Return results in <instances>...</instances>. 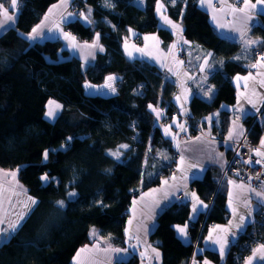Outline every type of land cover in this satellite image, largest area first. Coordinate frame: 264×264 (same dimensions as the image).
<instances>
[{
  "label": "trees",
  "instance_id": "16d2710c",
  "mask_svg": "<svg viewBox=\"0 0 264 264\" xmlns=\"http://www.w3.org/2000/svg\"><path fill=\"white\" fill-rule=\"evenodd\" d=\"M59 1L18 0L15 27L0 34V169L17 171L28 196L38 203L0 246V264H73L77 251L91 243L95 228L111 245L125 247L132 201L170 176L178 158L173 142L155 126L149 109V105L160 107L166 111L164 123L171 122L178 115L173 103L176 83L154 64L127 60L122 49L130 31L157 34L165 48L173 42V34L159 24L157 0H143L142 7L137 0H108L111 6L105 0H75L77 19L67 28L79 41L92 42L99 34L105 48L86 67L75 57L66 63H50L44 46L25 37ZM159 2L169 18L181 24L187 41L212 54L215 68L209 81L216 95L210 102L192 99L186 138L203 134L208 127L206 118L218 112L211 132L223 142L233 119L223 106L236 104L233 79L249 71L239 59L242 45L216 31L199 7L200 0ZM0 3L10 8L8 0ZM83 16L91 23L82 22ZM250 34L262 42L254 49L256 54L264 51V26L254 27ZM109 76L118 78L113 96L85 94V83L102 85ZM49 101L62 106L54 121L46 119ZM252 118L245 119L246 130L254 143H260L264 110L258 120ZM45 150L49 153L46 161ZM117 152L119 159L112 155ZM164 154L169 162L163 160ZM45 174L47 181L41 179ZM221 175L217 167H210L202 179L191 184L202 201L212 203L206 218L204 212L190 222L192 244L182 243L175 230L189 222L191 205L180 200L159 216L150 242L161 250L163 264H189L195 242L199 238L200 245L208 226L226 221L227 189L219 184ZM72 192L76 195L70 196ZM232 261L230 251L227 262ZM138 262L134 257L119 264Z\"/></svg>",
  "mask_w": 264,
  "mask_h": 264
},
{
  "label": "crops",
  "instance_id": "0c3cea01",
  "mask_svg": "<svg viewBox=\"0 0 264 264\" xmlns=\"http://www.w3.org/2000/svg\"><path fill=\"white\" fill-rule=\"evenodd\" d=\"M74 1L60 0L52 5L38 24L43 25V28L39 29L43 35H38L35 40L29 38L30 33L25 37L32 44L40 43L44 46L45 59L50 63H66L75 57L86 67L93 65L97 57L105 52V48L101 44L100 39L98 42L96 41V36L92 42L76 39L75 43L78 47L73 48L70 46V42L65 40L60 32L49 31L50 27L58 24L63 31L67 32V26L77 19L73 11ZM138 2L141 7L144 6L143 0H137ZM209 3L211 7H208ZM237 3L240 5L237 6ZM253 4L255 5L254 8L251 6ZM199 7L209 15L211 25L223 38L239 42L242 45L239 59L245 62L249 69L247 74L237 75L241 77L239 81L236 80L237 76L233 79V84L237 90V101L234 106L225 107L233 115L232 123L225 140L220 142L212 136V123L218 118V113H215L211 120L208 119L210 116L206 118L208 124L207 130L198 136L186 138L188 127L185 130H181L178 127V125L182 124L187 125V119L190 114L189 106L194 97H198L207 102L214 99L217 91L213 84L210 83L209 78L215 71V68L212 61V54L203 50L200 46L187 41L180 23L173 21L180 26L182 31L173 29L164 23L161 19V13L169 18L164 6L161 12L158 13L156 11V14L160 26L171 32L174 40L166 48L163 46L157 34H151L150 40L161 46L165 53L155 61L145 51L137 52L132 49L129 52V47L124 43V45L122 44V49L127 60H145L154 64L164 70L169 76V79L174 80L176 83L177 89L173 103L178 115L173 117L171 122L165 123L166 127H170L168 134L165 133V129L167 128L157 126L166 139L173 142V146L176 149L178 158L175 170L170 176L162 178L159 185L141 193L132 201L128 210V218L124 232L125 247L111 245L107 239L102 237L98 229H94L96 235L93 236L92 229L90 234L91 243L83 247L91 251L80 254L81 264H119L121 262H127L134 257L139 260L138 264H163L162 252L155 244L150 242V236L158 225L159 216L165 209L179 202L181 197L183 201L191 205V214L187 224L179 225L175 228L176 235L185 245L192 244L190 222L197 221L202 213H206L209 206L200 199L196 190L192 188V182L202 179L210 167H217L222 174L228 164V155L233 145L242 139L246 131L245 119L258 112L264 105V84H262L264 82V61H260L259 59L261 56H264V51L256 54L254 49L259 43L250 46H246L244 43L245 40L261 41L259 38L252 37L250 33L256 26H264L262 17L264 16V2L250 0L249 7L244 8L242 0H204V6L201 5L200 0ZM9 9V14L14 15L15 19L14 21H6L0 15V24H2L0 34H3L16 25L18 8L16 10ZM232 9H237V11L233 12ZM69 13L72 15L69 16ZM46 16L48 17L47 20L44 19ZM213 16L216 17L215 20ZM81 21L87 23L84 16L81 18ZM221 24L225 26L219 27L218 25ZM136 34V32L130 31L125 41L128 40L131 43ZM145 37H148V35H145ZM145 41L144 39V43ZM149 42L144 45H149ZM93 44H98V46H84ZM173 45L175 47H172ZM101 47L103 51L100 50ZM205 59L208 61L206 65L204 64ZM253 64H257V67H252L251 65ZM202 67L204 69L203 71H201ZM245 77H248V79H244ZM177 97H180V99L177 100ZM163 111L164 119L166 111ZM173 129L177 130L174 135ZM230 132L232 133V139H229ZM178 134L184 136L182 140H176L175 136ZM261 141H264V134ZM261 148L260 151L264 152V147L261 146ZM260 158L264 159V157ZM163 160L169 162L168 155L164 154ZM12 172L16 173L15 179L10 175ZM222 183L223 185L225 184L227 189V200L225 204L227 219L224 223L208 226L189 264H205V261L208 264H225L229 258L232 245L248 231L258 210L264 208V198L256 196V192H264V186L262 189H255L250 184L234 178H226ZM240 185H243V188ZM251 189H255L256 192L251 191ZM193 193H195V196H193ZM230 196L232 207L229 206ZM28 197L30 196H28L18 180V172L0 169V246L7 242L14 234L10 229V225L18 219L19 214L21 212L25 213L23 220L20 221L21 225L37 207V201L35 200L36 204L32 205ZM25 202L28 203L29 207H25ZM246 203L249 207H245ZM194 204L196 205L195 212L193 211ZM204 205H207V207H204ZM233 208L237 211L235 218L233 216ZM239 215L245 216L242 227L236 226L239 222ZM129 221H131V224H129ZM178 227L185 228L186 236H181L177 231ZM223 229H228V231H222ZM210 236L212 239H209ZM218 238L221 242L226 241L223 255L220 253L221 244L213 243V240ZM117 249L119 251H116ZM153 249L159 253L158 258L156 252H153ZM79 251L80 249L77 253ZM77 253L73 258V264H76L75 258ZM254 264H264V261L257 259L254 261Z\"/></svg>",
  "mask_w": 264,
  "mask_h": 264
},
{
  "label": "snow or ice",
  "instance_id": "6c2138e0",
  "mask_svg": "<svg viewBox=\"0 0 264 264\" xmlns=\"http://www.w3.org/2000/svg\"><path fill=\"white\" fill-rule=\"evenodd\" d=\"M170 3L172 4H175V0H169ZM8 3L10 4V8L12 10H16L18 8V0H8ZM242 3L244 4V8H248L249 7V3H250V0H242ZM105 4L106 6H111L109 3H108V0H105ZM201 5L204 6V0H201ZM253 8L255 7V5H251ZM208 7H211V4L209 3L208 4ZM164 8V5L162 3L159 2V0H157V7H156V11L158 13L161 12V9ZM242 11V9H240ZM9 11L10 9L5 7L4 6V3H0V15L3 16L4 20L6 21H14L15 19V16L14 15H10L9 14ZM233 12L237 11V9H232ZM72 14L69 13V16H71ZM47 16L44 18L45 20H47ZM84 19L88 22V23H91V20H89L88 16H84ZM161 19L164 21L165 24L169 25L171 28L173 29H178L180 31H182V29H180V26L176 23H174L173 21H171L166 15H163L161 13ZM213 19L215 20L216 17L213 16ZM219 27H224L225 25H218ZM0 27H2V24H0ZM43 28V25H38L37 27L33 28L31 33H30V36L29 38L35 40L37 38L38 35H43V33L41 31H39V29H42ZM49 31H58L60 32V34L63 36V38L65 40H68L70 42V46L73 47V48H76L78 47V45L75 43V40L76 38L74 36H72V34L70 32H65L63 31L62 28H60V26L57 24L55 25L54 27H50L49 28ZM238 31V30H237ZM241 35H243V33H241ZM100 39L99 37V34L96 35V41L98 42ZM145 40L149 39V37H145L144 38ZM153 39H155L153 37ZM187 43V42H185ZM245 45L246 46H250V45H253V44H257V43H262L261 41H256V40H245L244 41ZM85 47H96L98 46V44H93V45H84ZM172 47H175V45H173ZM101 51H103V48L101 47L100 48ZM138 51H142V50H139ZM129 55H131V53H129ZM211 55V54H209ZM260 61H264V56H261L260 58ZM208 63L207 59L204 60V64L206 65ZM252 67H257V64H253L251 65ZM171 71V69H169ZM203 67L201 68V71H203ZM115 79V77H112V76H109L108 77V81H113ZM241 79V77L237 76L236 77V80L239 81ZM244 79H248V77H245ZM262 84H264V82H262ZM86 87H92L91 85H86ZM105 88H108L110 89L112 92H115V88L112 86L111 83H106L104 85ZM210 91V89H209ZM206 94H208L206 92ZM180 97H177V100H179ZM54 105V107H53ZM62 106L57 104L55 101H49V105H48V111L46 112V116L50 119H55L56 117V111L58 109H60ZM253 107H255V105H253ZM149 108L152 109L153 112H156V115L157 117L160 116V112H158L152 105H149ZM211 119V118H209ZM235 123V122H234ZM178 127L181 128V130H183V126L182 125H178ZM168 129H165V133L168 134ZM175 139V137H173ZM69 140H71V137L68 138ZM229 139H232V133L230 132L229 133ZM261 146L264 147V141H261ZM121 147H124V148H127V145H122ZM256 154L258 156H262L264 157V152H261L259 149L256 150ZM43 155V158L44 160L46 161L48 159V151L45 150L44 153L42 154ZM112 155L116 156L117 159H119V153H112ZM251 163V161H249ZM257 163H260L259 160L256 161ZM12 176L13 179H15V175L16 173L15 172H12L10 174ZM42 180L44 181H47L49 178L48 176L45 174L44 176L41 177ZM165 183H167V181H165ZM234 183V182H233ZM241 188H243V185H240ZM251 191L253 192H256L255 189H251ZM70 196H75L76 194L74 192L72 193H69ZM193 196H195V193H193ZM256 196L257 197H261V198H264V192H256ZM28 200L31 201V204L32 205H35L36 204V201L31 198V197H28ZM60 207H63L64 206V202L63 201H58L57 202ZM102 203V202H101ZM135 203V201H134ZM202 203V202H201ZM229 206L232 207V200H231V196L229 198ZM25 207H29L28 203L25 202ZM204 207H207V205H204ZM245 207H249V205L246 203L245 204ZM193 211L195 212L196 211V205L194 204L193 205ZM24 215L25 213L24 212H21L18 216V219L13 222L11 225H10V229L12 232H15V230L20 226V221L23 220L24 218ZM233 216L234 218L237 216V211L235 208H233ZM238 224L236 225L237 227H242L243 224H244V221H245V216L244 215H239L238 216ZM129 224H131V221H129ZM177 231L181 234V236H186V231H185V228H180L178 227L177 228ZM222 231H228V229H223ZM92 235L95 236V230L93 229V232H92ZM209 239H212V237L210 236ZM213 243H220L221 244V247H220V253L221 255H223L224 253V248H225V242H221V240L218 238L216 240H213ZM86 251H91L90 249H87V248H82L80 249V251L77 253V256H76V264H81L80 262V254L83 253V252H86ZM105 251H107V249H105ZM116 251H119V249H117ZM153 252H156L155 249H153ZM156 256L157 258L159 257V253L156 252ZM261 260V261H264V245H259L257 248H255L252 252V255L249 256L248 260L246 261V264H254V261L255 260ZM205 264H208L207 261H205Z\"/></svg>",
  "mask_w": 264,
  "mask_h": 264
},
{
  "label": "built area",
  "instance_id": "2783aa9c",
  "mask_svg": "<svg viewBox=\"0 0 264 264\" xmlns=\"http://www.w3.org/2000/svg\"><path fill=\"white\" fill-rule=\"evenodd\" d=\"M238 5L240 4L237 3V6ZM67 32H70L77 39V36L72 33L70 29L67 28ZM144 37L145 35L143 34H136L133 38V41L136 44L142 46L144 43ZM263 110L264 105L258 112L253 114V122L261 117ZM183 137L184 136L181 134H178L176 135V140H182ZM257 149L261 150V145L260 143L253 142L249 136V129H247L242 139L233 145L230 152V157L228 158V164L222 172L219 184H221L226 178H234L241 182L250 184L255 189H262L264 186V159L258 157L255 154ZM257 160H259L260 163H257ZM249 161H251V163ZM174 170L171 172V174L174 172ZM180 200L183 201V198L181 197ZM211 204L212 203H210L208 206L205 218L208 214ZM204 220L201 223L200 233L203 229ZM195 226L196 224H193L192 228ZM241 237H245V239L241 240ZM241 237L237 242L234 243V246L230 250L233 256V261L226 262L225 264H245L253 250L259 245H264V208H260L258 210L249 230ZM198 241L199 238L195 242V249L198 247Z\"/></svg>",
  "mask_w": 264,
  "mask_h": 264
},
{
  "label": "rangeland",
  "instance_id": "374dc122",
  "mask_svg": "<svg viewBox=\"0 0 264 264\" xmlns=\"http://www.w3.org/2000/svg\"><path fill=\"white\" fill-rule=\"evenodd\" d=\"M259 1V0H258ZM139 4V2H138ZM149 39L145 41V43H143L142 46L136 44L135 42H131L130 41H124L123 43L126 44L128 47H129V52L133 49V51H137V52H143L145 51V53L150 56L151 58H154L153 60L157 61L160 56H162L165 51L161 48V46H159L157 43L153 42L150 40V35H148ZM144 41V40H143ZM148 41L149 42V45L145 46L146 44H148ZM123 44V45H124ZM145 44V45H144ZM139 50H142V51H138ZM136 58V57H134ZM112 77H115V79L113 81H108V78L107 80L105 81L104 84L102 85H94V84H90V83H85L84 84V88H85V94L88 95V96H102V97H111L113 96L115 93H116V90L118 89V87L116 86V81H117V77L116 76H112ZM106 83H111L112 86L115 88V92H112L110 89L108 88H105L104 85ZM86 85H91L92 87H86ZM49 104V103H48ZM58 104V103H57ZM60 105V104H59ZM54 107V105H53ZM158 112H160V116L157 117L156 115V112H153L152 109H150V111L154 114V117H155V126H159L160 128H167L168 130L170 129V127H166V124L164 123L163 121V117H164V111L163 109H161L160 107H156V106H153ZM226 105L223 106V108H225ZM48 111V110H47ZM61 112V108L58 109L56 111V117L55 119H50L48 117H46L47 120L49 121H54L56 120V118L59 116ZM218 113V112H217ZM214 114L210 115L209 118H212ZM208 118V119H209ZM211 120V119H210ZM183 126V130L187 129V125L185 124H182ZM175 134L174 130H173V135ZM176 137V136H175ZM256 154V152H255ZM257 155V154H256ZM258 156V155H257ZM258 157H262V156H258ZM96 229V228H95Z\"/></svg>",
  "mask_w": 264,
  "mask_h": 264
}]
</instances>
